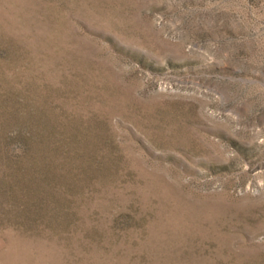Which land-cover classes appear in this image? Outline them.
Returning a JSON list of instances; mask_svg holds the SVG:
<instances>
[{
  "label": "rangeland",
  "instance_id": "1",
  "mask_svg": "<svg viewBox=\"0 0 264 264\" xmlns=\"http://www.w3.org/2000/svg\"><path fill=\"white\" fill-rule=\"evenodd\" d=\"M0 264H264V0H0Z\"/></svg>",
  "mask_w": 264,
  "mask_h": 264
}]
</instances>
